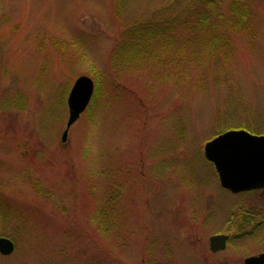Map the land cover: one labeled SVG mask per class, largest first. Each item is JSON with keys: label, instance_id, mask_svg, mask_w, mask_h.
<instances>
[{"label": "rangeland", "instance_id": "374dc122", "mask_svg": "<svg viewBox=\"0 0 264 264\" xmlns=\"http://www.w3.org/2000/svg\"><path fill=\"white\" fill-rule=\"evenodd\" d=\"M197 1L214 0H0V237L15 243L0 264H244L264 252L260 193L224 189L204 155L228 131L264 136V0L249 2L250 32L219 24L228 55L205 31L191 37ZM215 1L213 20L227 19L233 0ZM140 23L161 36L128 60ZM82 76L94 98L63 143ZM231 215L254 226L213 255Z\"/></svg>", "mask_w": 264, "mask_h": 264}, {"label": "water", "instance_id": "95a60500", "mask_svg": "<svg viewBox=\"0 0 264 264\" xmlns=\"http://www.w3.org/2000/svg\"><path fill=\"white\" fill-rule=\"evenodd\" d=\"M95 94V83L80 77L73 85L69 98V119L62 137L66 143L71 128L89 108ZM207 161L212 163L221 186L233 194L262 191L264 197V136L246 130L225 132L208 142L204 147ZM229 236L215 235L209 240L210 250L218 253L226 250ZM15 252V243L0 237V255L10 256ZM244 264H264V253L245 259Z\"/></svg>", "mask_w": 264, "mask_h": 264}, {"label": "trees", "instance_id": "16d2710c", "mask_svg": "<svg viewBox=\"0 0 264 264\" xmlns=\"http://www.w3.org/2000/svg\"><path fill=\"white\" fill-rule=\"evenodd\" d=\"M119 1L121 0H116L120 5ZM250 1L251 0H233L229 6V17L225 19L221 14H217L214 20L213 14L216 11L214 9L216 1H211L210 4L212 5H208L204 1L201 3L197 1L195 4L196 7H189L186 9L187 14L190 16L188 20L186 19L187 21L185 20L186 23H194V26L191 28V37L195 38L199 35L200 31H205L211 43L219 47L221 51H225L226 55H228V51L231 49L230 41L228 37H226L227 35L222 33L217 34L216 30L219 28L220 23L225 22L227 24L225 28L232 35L250 32L254 18L253 11L249 4ZM118 3L117 6H119ZM142 24L143 23H140L141 27H139V24H135L132 27L130 26L129 30L126 32V37L129 39V42L124 47L123 51L128 60L133 58L138 59L137 57L141 54L140 49L146 47L145 43H142L144 40L156 39L158 36H161L147 26L142 27ZM198 29L199 31H197ZM244 129H246V127Z\"/></svg>", "mask_w": 264, "mask_h": 264}, {"label": "flooded vegetation", "instance_id": "af4514ba", "mask_svg": "<svg viewBox=\"0 0 264 264\" xmlns=\"http://www.w3.org/2000/svg\"><path fill=\"white\" fill-rule=\"evenodd\" d=\"M213 167V166H212ZM215 168L213 169V172L216 176V178H218V175L216 173V171H214ZM219 181V178L217 179ZM249 193H260V196L262 197V199L264 200L263 198V195H262V191H252V192H248V193H245V194H249ZM242 195V194H240ZM246 216H248V218H246ZM253 217H256L254 215H245L244 218L238 222L235 223V221L233 220V215H231V219L228 220L224 225V228L222 230V232L216 234V235H225V236H229V240H228V244H227V248H228V245H230L232 243V241H234V239L239 236V235H235L237 233V230L241 231L243 230L246 226H249V227H253L254 226V219ZM252 218V219H251ZM247 219V220H246ZM247 221V222H245ZM215 236V235H214ZM226 248V250H227ZM225 250V251H226ZM223 251V252H225ZM222 252H219V253H212L213 255H217V254H220ZM264 253V252H262ZM260 253V254H262ZM252 256H257V255H252ZM251 257V256H250Z\"/></svg>", "mask_w": 264, "mask_h": 264}]
</instances>
